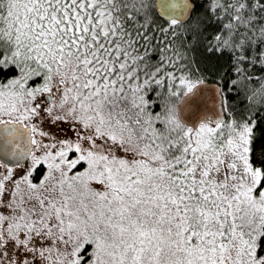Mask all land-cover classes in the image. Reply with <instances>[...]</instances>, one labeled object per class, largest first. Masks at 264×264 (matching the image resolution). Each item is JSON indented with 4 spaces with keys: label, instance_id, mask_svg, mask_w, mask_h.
Listing matches in <instances>:
<instances>
[{
    "label": "snow or ice",
    "instance_id": "obj_1",
    "mask_svg": "<svg viewBox=\"0 0 264 264\" xmlns=\"http://www.w3.org/2000/svg\"><path fill=\"white\" fill-rule=\"evenodd\" d=\"M198 2L0 0V264H264L255 122L179 116L198 49L264 99V0Z\"/></svg>",
    "mask_w": 264,
    "mask_h": 264
},
{
    "label": "trees",
    "instance_id": "obj_2",
    "mask_svg": "<svg viewBox=\"0 0 264 264\" xmlns=\"http://www.w3.org/2000/svg\"><path fill=\"white\" fill-rule=\"evenodd\" d=\"M204 2L205 0H199L196 11L193 13L194 16L203 12L200 4ZM208 31H213V29L210 28ZM177 43H179V39ZM189 55L193 60L189 65L193 80L215 81L219 84L223 114L231 112L236 117L246 115L255 122L253 147L255 155H260L261 152H264V99L257 96L255 100L248 101L246 97L251 96L252 93L247 88L237 91L232 87L230 79L233 73L228 71L227 56H211L205 53L203 49L193 51ZM11 74L13 73H9V75ZM253 75L255 78L264 76V71H261L260 66L257 65ZM249 87L258 88L259 84L253 83ZM44 171V166L37 168L33 177L34 182L39 181Z\"/></svg>",
    "mask_w": 264,
    "mask_h": 264
},
{
    "label": "water",
    "instance_id": "obj_3",
    "mask_svg": "<svg viewBox=\"0 0 264 264\" xmlns=\"http://www.w3.org/2000/svg\"><path fill=\"white\" fill-rule=\"evenodd\" d=\"M223 115L220 86L215 81L203 80L193 94L186 97L179 106L180 118L190 125H196L204 116ZM26 160H22L23 164ZM10 167H15V160H5Z\"/></svg>",
    "mask_w": 264,
    "mask_h": 264
},
{
    "label": "rangeland",
    "instance_id": "obj_4",
    "mask_svg": "<svg viewBox=\"0 0 264 264\" xmlns=\"http://www.w3.org/2000/svg\"><path fill=\"white\" fill-rule=\"evenodd\" d=\"M42 129L44 131L49 132L50 134H54L57 138H64L65 136L71 137L73 135L72 131L68 128L66 124H62L55 127H49L47 124H42ZM37 139H41V138L37 136ZM45 142H47V140H45ZM28 164H30V160H26L22 165L24 167H27ZM14 171L17 173V175L23 174V169L20 167L15 166Z\"/></svg>",
    "mask_w": 264,
    "mask_h": 264
}]
</instances>
